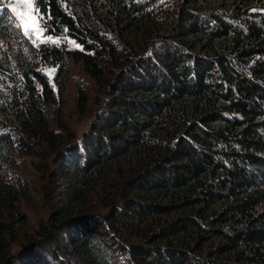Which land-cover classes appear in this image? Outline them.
Returning a JSON list of instances; mask_svg holds the SVG:
<instances>
[{"label": "trees", "instance_id": "obj_1", "mask_svg": "<svg viewBox=\"0 0 264 264\" xmlns=\"http://www.w3.org/2000/svg\"><path fill=\"white\" fill-rule=\"evenodd\" d=\"M5 3L0 264H264V0H33L34 45ZM68 62L99 92L77 136L48 113ZM20 155L62 195L11 253Z\"/></svg>", "mask_w": 264, "mask_h": 264}, {"label": "rangeland", "instance_id": "obj_2", "mask_svg": "<svg viewBox=\"0 0 264 264\" xmlns=\"http://www.w3.org/2000/svg\"><path fill=\"white\" fill-rule=\"evenodd\" d=\"M21 3L18 11H26L21 0H8V17L11 18L14 26L27 39L31 45L46 41L44 34L37 38V34L32 31L26 35L20 21L16 19L15 14L11 11V7ZM50 71V70H49ZM47 70L46 73H49ZM13 72V70H11ZM52 75V74H51ZM50 79L51 76L48 75ZM61 92L59 100L56 101L53 108L49 110L51 116L58 118L62 125L66 126L68 131H71L75 136L79 135L86 127L91 118L92 110L94 109V100L99 96L97 87L93 82L82 74L77 66L72 63H67V71L63 74V78L59 80ZM80 89L86 97V102L81 111H78L76 105V93ZM19 161L13 162L15 172L8 171L10 181L18 183L19 194L17 202L12 204L8 209L9 220L16 230L15 242L10 246L11 253H17L20 249L19 245L24 241V233L30 237L38 224L43 223L46 211L59 202L61 193L57 188L61 187L60 183H55V180L46 174V168L51 167L50 162H39L37 158L30 155L19 156ZM47 191V196L44 194ZM89 200V199H88Z\"/></svg>", "mask_w": 264, "mask_h": 264}, {"label": "snow or ice", "instance_id": "obj_3", "mask_svg": "<svg viewBox=\"0 0 264 264\" xmlns=\"http://www.w3.org/2000/svg\"><path fill=\"white\" fill-rule=\"evenodd\" d=\"M21 2L26 11H18V9L21 7V3L11 7V11L15 14L16 19L20 21V25L23 27L26 35L29 33V31H32L37 34V38H39L41 35H43V29L40 27L39 23L40 20L43 19V17L40 15L39 4L36 3L34 5L33 0H21ZM5 6H7V3H5ZM46 41L53 44L59 43V41L53 40L51 36L46 37ZM44 42L45 40H41V43ZM69 43H72L75 47H79L78 45H75L74 41H69ZM53 71L54 70H50L48 74L51 76Z\"/></svg>", "mask_w": 264, "mask_h": 264}]
</instances>
